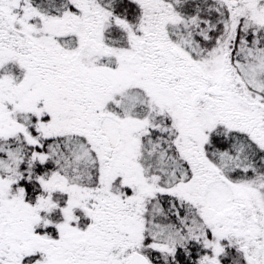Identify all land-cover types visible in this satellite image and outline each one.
Instances as JSON below:
<instances>
[{"label": "snow or ice", "instance_id": "1", "mask_svg": "<svg viewBox=\"0 0 264 264\" xmlns=\"http://www.w3.org/2000/svg\"><path fill=\"white\" fill-rule=\"evenodd\" d=\"M0 264H264V0H0Z\"/></svg>", "mask_w": 264, "mask_h": 264}]
</instances>
